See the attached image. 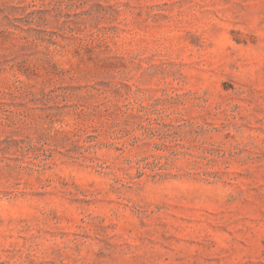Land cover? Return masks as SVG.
Returning <instances> with one entry per match:
<instances>
[{
	"label": "rangeland",
	"instance_id": "1",
	"mask_svg": "<svg viewBox=\"0 0 264 264\" xmlns=\"http://www.w3.org/2000/svg\"><path fill=\"white\" fill-rule=\"evenodd\" d=\"M0 264H264V0H0Z\"/></svg>",
	"mask_w": 264,
	"mask_h": 264
}]
</instances>
